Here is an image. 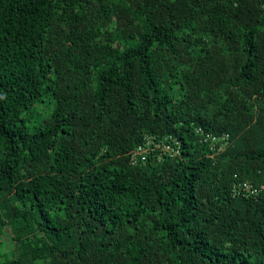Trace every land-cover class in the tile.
Here are the masks:
<instances>
[{
	"label": "trees",
	"instance_id": "trees-1",
	"mask_svg": "<svg viewBox=\"0 0 264 264\" xmlns=\"http://www.w3.org/2000/svg\"><path fill=\"white\" fill-rule=\"evenodd\" d=\"M0 264H264V0H0Z\"/></svg>",
	"mask_w": 264,
	"mask_h": 264
},
{
	"label": "built area",
	"instance_id": "built-area-1",
	"mask_svg": "<svg viewBox=\"0 0 264 264\" xmlns=\"http://www.w3.org/2000/svg\"><path fill=\"white\" fill-rule=\"evenodd\" d=\"M194 130L199 135L200 140L205 142L213 152H219L229 143V135L227 133L217 135L206 131L201 126L195 127ZM145 140L146 142L144 145H140L136 151L132 152V158H135L137 155H144L153 148H157V157L160 159L164 157L173 158L181 155V141L175 136L169 134L162 137L146 136ZM141 157L144 158L143 156ZM257 190V188L247 181H236L232 187L233 194L252 195L255 194Z\"/></svg>",
	"mask_w": 264,
	"mask_h": 264
},
{
	"label": "rangeland",
	"instance_id": "rangeland-1",
	"mask_svg": "<svg viewBox=\"0 0 264 264\" xmlns=\"http://www.w3.org/2000/svg\"><path fill=\"white\" fill-rule=\"evenodd\" d=\"M46 106L48 107V103H46ZM46 106L43 105H39L37 108V111L40 112L39 115H35L31 121L32 122H38V120H40L41 118L44 117V112L47 111L49 108L46 109ZM10 237L8 232H5V236H4V242H5V246L9 247L10 246ZM7 257H11V254L7 255Z\"/></svg>",
	"mask_w": 264,
	"mask_h": 264
}]
</instances>
